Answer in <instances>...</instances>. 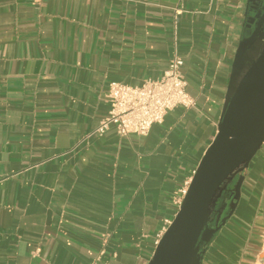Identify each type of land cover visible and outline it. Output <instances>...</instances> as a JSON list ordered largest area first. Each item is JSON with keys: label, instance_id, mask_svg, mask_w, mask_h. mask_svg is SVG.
<instances>
[{"label": "crops", "instance_id": "1", "mask_svg": "<svg viewBox=\"0 0 264 264\" xmlns=\"http://www.w3.org/2000/svg\"><path fill=\"white\" fill-rule=\"evenodd\" d=\"M264 0H0V264H148L213 141ZM175 56L195 105L145 135L112 82ZM201 264H264V146Z\"/></svg>", "mask_w": 264, "mask_h": 264}, {"label": "water", "instance_id": "2", "mask_svg": "<svg viewBox=\"0 0 264 264\" xmlns=\"http://www.w3.org/2000/svg\"><path fill=\"white\" fill-rule=\"evenodd\" d=\"M254 19L255 32L236 57L237 75L217 133L148 264H201L202 245L240 201L250 163L264 144V2L255 8ZM224 191L228 197L219 205Z\"/></svg>", "mask_w": 264, "mask_h": 264}, {"label": "built area", "instance_id": "3", "mask_svg": "<svg viewBox=\"0 0 264 264\" xmlns=\"http://www.w3.org/2000/svg\"><path fill=\"white\" fill-rule=\"evenodd\" d=\"M183 64V59L175 56L160 78L147 80L141 85L112 82L107 94L111 104L109 115L94 132L101 133L113 124L121 136L145 135L153 124L162 122L175 107L194 106L195 98L187 91L182 74ZM187 188L183 190V195Z\"/></svg>", "mask_w": 264, "mask_h": 264}, {"label": "flooded vegetation", "instance_id": "4", "mask_svg": "<svg viewBox=\"0 0 264 264\" xmlns=\"http://www.w3.org/2000/svg\"><path fill=\"white\" fill-rule=\"evenodd\" d=\"M231 188V186H229V189ZM229 192L228 191H224L223 192V196L222 198L219 200V205L228 197Z\"/></svg>", "mask_w": 264, "mask_h": 264}, {"label": "trees", "instance_id": "5", "mask_svg": "<svg viewBox=\"0 0 264 264\" xmlns=\"http://www.w3.org/2000/svg\"><path fill=\"white\" fill-rule=\"evenodd\" d=\"M260 150H261V149H260ZM260 150H259V151H260ZM213 216H215V213H213Z\"/></svg>", "mask_w": 264, "mask_h": 264}]
</instances>
